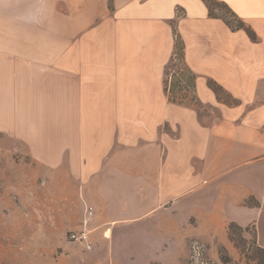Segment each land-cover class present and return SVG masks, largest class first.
Wrapping results in <instances>:
<instances>
[{"label":"crops","instance_id":"obj_1","mask_svg":"<svg viewBox=\"0 0 264 264\" xmlns=\"http://www.w3.org/2000/svg\"><path fill=\"white\" fill-rule=\"evenodd\" d=\"M215 1L254 38L203 0H0V149L66 170L106 264H185L184 228L236 256L230 222L264 249V0Z\"/></svg>","mask_w":264,"mask_h":264},{"label":"rangeland","instance_id":"obj_2","mask_svg":"<svg viewBox=\"0 0 264 264\" xmlns=\"http://www.w3.org/2000/svg\"><path fill=\"white\" fill-rule=\"evenodd\" d=\"M213 8L216 14L237 24L225 8ZM182 67L179 59L168 66L166 87L177 96L189 97V89L179 82L177 74ZM221 93L228 99L223 90ZM18 161L15 152L0 149V264H106L104 250L97 249L95 231L90 233L94 244L91 250L69 239L72 231L88 227L89 217L84 218V206L78 205V189L74 190L67 179L66 170L53 166L45 171L39 165ZM182 232L178 250L184 252L185 264H190L191 258L195 260L190 258L194 242L203 246L210 264H227L222 261L224 256L231 259V264H259L263 259L252 227L233 229L231 238L228 236L237 253L233 257L222 244L204 243L188 235L185 228Z\"/></svg>","mask_w":264,"mask_h":264},{"label":"trees","instance_id":"obj_3","mask_svg":"<svg viewBox=\"0 0 264 264\" xmlns=\"http://www.w3.org/2000/svg\"><path fill=\"white\" fill-rule=\"evenodd\" d=\"M203 1L205 2V4L208 7L210 16L221 18L231 29H244L251 38H254V33L252 32V30L248 26H246L242 20H240L237 17L228 8L227 5H225L222 2L215 1V0H203ZM214 5H217L219 7L225 8L232 15V17H234L236 19L237 24H233L228 18H226L223 15L216 14L214 12V8H213ZM182 56H183V44H182V41L180 40L179 36L177 35L171 61L173 62V61L179 59L182 62ZM177 74H179V76H178L179 82H180V80L184 81V84H185L186 88L193 89V87H194V78H193L192 74L188 70H186V68H184V66L182 68H180V70H179V72H177ZM210 87L214 90V92L217 94V96L219 98H222V97L227 98L221 93L222 89L218 85L210 82ZM169 91H170V94H172L171 93L172 90L169 89ZM170 99L175 100V96L174 95H170ZM236 228L239 229V230L243 229V227L239 226L238 224H236L234 222H230L228 224V236H230V238H231L232 230L236 229ZM254 241H255V238H254ZM256 247L263 252V259H262V261L259 264H264V249L259 247L257 244H256ZM222 261L224 263L231 264V259L228 256L222 257Z\"/></svg>","mask_w":264,"mask_h":264},{"label":"built area","instance_id":"obj_4","mask_svg":"<svg viewBox=\"0 0 264 264\" xmlns=\"http://www.w3.org/2000/svg\"><path fill=\"white\" fill-rule=\"evenodd\" d=\"M91 214H92V208L89 207L88 216H91ZM69 239L73 243H76V244L78 243L79 245H81L85 250L92 249V242L90 240V232L84 226L82 229L78 231H72L69 234ZM190 251H191L190 258L195 257V260L192 258L190 259V264H210L208 262L209 260L205 258L203 246L199 244L198 242H194Z\"/></svg>","mask_w":264,"mask_h":264}]
</instances>
